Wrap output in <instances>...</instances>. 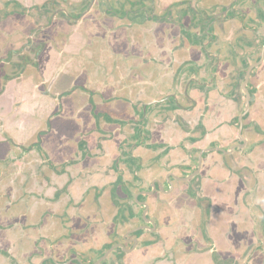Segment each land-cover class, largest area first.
I'll list each match as a JSON object with an SVG mask.
<instances>
[{
    "label": "flooded vegetation",
    "instance_id": "1",
    "mask_svg": "<svg viewBox=\"0 0 264 264\" xmlns=\"http://www.w3.org/2000/svg\"><path fill=\"white\" fill-rule=\"evenodd\" d=\"M33 1L0 2V24L11 19V33L21 35L13 22L17 14L30 16L38 29H30L24 44L1 60L12 71L5 81L16 76L29 49L40 48L33 34L39 37L54 19L68 25L85 20L90 30L103 32L106 55L101 61L89 56L88 68L101 69V88L107 92L70 87L67 94L86 97L85 106L78 104L81 99L72 105L70 118L75 121L78 113L73 137L83 138L89 148L75 151L71 169L62 173L56 161L43 167L53 173V205L64 204L73 217L64 211V219L33 217L23 203L21 210L13 206L11 222L0 210V220L8 221L0 231L8 240L14 238L12 230L18 243L38 235L37 253L21 264H139L144 247L162 245L161 228L174 216L180 222L172 228L175 251L182 246L185 256L201 255L200 240L213 247L214 264H238L213 239L248 230L246 223L236 227L231 221L237 201L253 220L259 216L253 227L264 234V0ZM114 42L123 53L112 50ZM247 96L252 99L242 117L241 140L238 117ZM209 109L223 111L233 131L203 148L194 146L205 139L202 123ZM251 138L256 141L249 143ZM237 192H242L239 200ZM253 194H259L261 216L254 215ZM210 222L221 224V230L210 234ZM14 223L20 226L15 229ZM82 233L85 240H74ZM93 239L103 244L96 247ZM10 258L7 264H15Z\"/></svg>",
    "mask_w": 264,
    "mask_h": 264
},
{
    "label": "crops",
    "instance_id": "2",
    "mask_svg": "<svg viewBox=\"0 0 264 264\" xmlns=\"http://www.w3.org/2000/svg\"><path fill=\"white\" fill-rule=\"evenodd\" d=\"M55 21L61 22L54 19L51 25L52 28L54 27ZM84 21L82 20L81 22L68 25L64 38L57 40L59 43L54 41L56 35L47 39L37 37V34H33L31 40L35 42L34 44L39 45L40 48L37 50L29 49L27 51V60L23 65L18 67V71L14 72L16 76L7 79V81H5V74L11 73L12 71H10L9 66L4 67L1 60L9 54L10 49H18L24 42L22 40L12 41L3 34L5 41L0 46V155H5V153L1 152V148L6 145L5 142L8 139H11L12 143H15L17 146L30 141L44 121H49L51 117L57 118L53 114L58 111L59 115L67 117L66 120L70 124L64 126H68V132L72 131L73 134L75 125L72 124L73 120L70 118L72 115V105L78 103H76L77 99H81L78 104L85 106L86 97L78 91L67 94L70 87L75 86L76 89H98L100 91H98L99 95L101 94L103 96V94H106V88H101V69L99 68L94 71L88 68L90 62L88 60L89 56L94 61H101L103 56L106 55V51L103 50V32L100 27L90 30ZM64 23L67 24L66 22ZM59 25L56 26L59 27ZM45 30L47 29H44L43 32ZM58 30L57 34H60V28ZM19 32L21 31L19 30ZM12 34L19 36L18 33H11L10 35L12 36ZM112 50L116 54L123 53V48L121 46L119 47L118 43L115 42L112 45ZM33 55L35 56L33 57ZM57 97L59 98L58 101ZM95 99L98 105H101L100 97L95 96ZM57 105H60V107ZM198 108H200L199 105L192 108V115L198 113ZM82 109L87 110V107H76L74 110L83 111ZM63 112H68V115L62 114ZM213 115H215V119H213ZM233 115L234 113L231 116ZM225 118L227 117H225L223 111L215 112L213 109H209L207 111V117L204 123H202L205 139L201 143H196L194 146L203 148L213 140L220 141L222 138L218 137L223 134L230 135L234 127L230 126L229 121ZM63 135L59 134L60 145L62 146L69 144L67 142V134ZM188 135L196 136L192 134ZM71 138L74 139V137ZM248 140L250 143L256 141V138ZM221 142L223 145L224 141L222 140ZM60 152L62 153V151ZM72 158H75L72 154L68 157L63 156V158H59L60 160L57 163L59 166L60 164L62 165L61 160L70 163ZM65 168L68 167L65 166ZM103 176L100 179L103 180ZM179 190L178 187L176 193ZM240 193L242 192H237L236 194L237 200L240 198ZM259 194H261V191ZM259 194L257 196L253 194V201L256 204L254 215L260 214L261 216L258 208L259 202L261 203V200L258 199ZM255 197L258 201H256ZM235 207V213L231 221L235 222L236 227L246 223L248 230L246 232L244 230L238 232L235 237H226L224 240L219 235L217 239H213L214 246L217 241L220 247L224 249L222 253L232 255L235 257L236 262H241L240 264H264V234H261L253 227L255 221L259 220V216L253 220V214L249 216L247 211H245V207L238 203V201ZM176 212L178 211L176 210ZM262 216L264 218V214ZM179 223V217L174 216L173 220L172 217L169 220L167 219V227L161 228V234L164 240L162 245L160 243L150 248L144 247L141 250L142 253L139 254L141 256L139 264H214L212 262V259L215 257L213 247H209L208 244L200 240L198 244L200 247L199 250L201 248L204 250L201 255L196 252H190L185 256L184 252H181L183 249L182 246H177L175 251V246L172 243L177 233L173 229L175 226L179 227ZM207 226L210 234L212 230L213 232H218V229L222 228L221 224L215 225L213 222H210V226ZM170 229H172L173 234H169ZM251 231L256 232L252 234ZM198 255L199 261L196 263ZM221 257L224 256L221 255ZM249 258L250 262L247 261Z\"/></svg>",
    "mask_w": 264,
    "mask_h": 264
},
{
    "label": "rangeland",
    "instance_id": "3",
    "mask_svg": "<svg viewBox=\"0 0 264 264\" xmlns=\"http://www.w3.org/2000/svg\"><path fill=\"white\" fill-rule=\"evenodd\" d=\"M4 1L5 0H0V2ZM68 1L69 0H67V2ZM24 3L26 5H32L34 1L24 0ZM1 7L2 5L0 4V9ZM17 10L18 9H16V11ZM9 21L11 23V19ZM13 22L15 24V27L19 28V30L21 31V35H19V37L23 41L26 39L27 33L30 29H36V25L33 24L31 17L28 15L20 17V15L17 14L13 17ZM10 23L8 22L3 23L2 25L0 24V46L3 45L5 41V37L3 38V34H7L9 39L12 41H15L18 38V36H15V34L13 36L8 35L9 33L13 32L9 30ZM41 23L43 24V22H40L39 24ZM56 25H59V27ZM59 28L60 34H57ZM66 29H68V23L65 24L63 21H55L54 27H49L44 32L40 31L39 37L50 39L54 35H56L54 37V41L59 43L57 40H61L62 38H64ZM23 32L26 33L23 35ZM62 114L68 115V112H63ZM56 117L57 118L51 117L49 121H44L39 127V132H35L30 141L17 146L15 143H12L11 139H8V141L5 142L6 145L1 148V152L5 153V155H0V210L6 212L11 216V222L14 221V217H12L14 211L13 206L15 205L16 207H18V210H21L24 206L23 203L28 206V210L32 212L33 217L42 214L44 215L45 219L49 220V216L60 214V217L58 218H63V211L66 217H73L72 214H69L70 210L68 213V211L65 209L66 206H64V204L63 206H59V208H57V204L53 205V201L55 200V192L52 189L53 173L47 169V171L44 169L47 168V161L51 163L55 161L59 162V158H63V156L68 157L71 156V154L73 156L75 151L78 152L85 149L88 150L89 146H87L83 138H79L78 136L74 137L75 140L71 138L73 137L74 133L72 134V131L68 132L69 127L64 126L70 124L66 120V116L63 117L62 115H59ZM77 117L78 113L75 114L76 123L80 122V120H77ZM75 121H73L72 124L74 123L75 125ZM59 134H67L68 136L66 135V137L69 144H65L63 146L60 145ZM40 138L43 139V141L40 140ZM77 145L79 149L77 148ZM60 151H62V153ZM42 159L45 163L42 161ZM61 162L62 165L60 164V166H56V168L60 170L61 173L64 171L63 169L65 168V166L71 169L70 163L62 160ZM43 163L44 166L42 165ZM66 173H68V170H66ZM67 178H69L68 175H65L64 177L62 176L61 183L64 184ZM45 194H47V196H45ZM5 207L9 208V211H11V213L5 211ZM92 215H94L95 217V214ZM34 220L35 219H33V221ZM7 222L8 221L6 220H0V225H6ZM19 226V223H14L15 229ZM101 226L102 225L98 226L97 229L99 230ZM12 232H14L12 233L14 238L12 240H8V237H4V235L2 234L3 232L0 231V264H7V260L10 261L11 259L10 257L14 259V263L16 262L15 264H21L20 261L22 258H26L27 256H30V254L37 253V233L36 235L30 234L32 239H25L23 240V242L18 243L16 235L17 232L13 230ZM84 235L85 234L82 233L80 237H77L76 239L74 237V240L83 241L85 240L83 238L85 237ZM93 240L95 246L103 244V240ZM9 244L11 246H9ZM38 248H40V246H38ZM8 249L12 250H10L8 252V255H6L5 251H8ZM121 251H123V249H121ZM239 263L241 262L238 261V264Z\"/></svg>",
    "mask_w": 264,
    "mask_h": 264
},
{
    "label": "water",
    "instance_id": "4",
    "mask_svg": "<svg viewBox=\"0 0 264 264\" xmlns=\"http://www.w3.org/2000/svg\"><path fill=\"white\" fill-rule=\"evenodd\" d=\"M247 100H246V103H245V108H244V112L238 117V123H239V127H238V130H239V137L240 139L242 140V137L240 136V130H241V123H242V117L244 116L245 112L248 111V102L252 99L250 98L249 96H247ZM106 255V254H105ZM104 255V256H105ZM103 256V257H104Z\"/></svg>",
    "mask_w": 264,
    "mask_h": 264
},
{
    "label": "trees",
    "instance_id": "5",
    "mask_svg": "<svg viewBox=\"0 0 264 264\" xmlns=\"http://www.w3.org/2000/svg\"><path fill=\"white\" fill-rule=\"evenodd\" d=\"M16 52H13V54H15ZM17 53H19V52H17Z\"/></svg>",
    "mask_w": 264,
    "mask_h": 264
}]
</instances>
